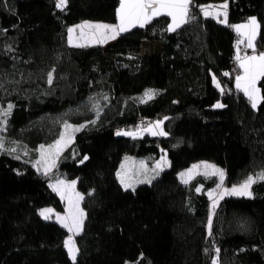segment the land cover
<instances>
[{
  "label": "trees",
  "instance_id": "trees-1",
  "mask_svg": "<svg viewBox=\"0 0 264 264\" xmlns=\"http://www.w3.org/2000/svg\"><path fill=\"white\" fill-rule=\"evenodd\" d=\"M216 1H227V23L202 14L203 4ZM55 3L0 0V106L13 105L0 148V264H264V180L252 184L250 197L220 199L209 235L207 191L218 176L201 173L187 184L179 176L201 158L224 167L229 184L264 171V100L253 109L236 88L240 31L233 27L255 16V48L264 53V0H193L192 19L174 32L171 18L160 16L121 33L161 42L145 55L68 43L70 25L115 20L120 0H67L64 10ZM158 119L166 136L116 135ZM67 122L85 127L46 176L31 162L34 149L54 142ZM12 142L27 151H12ZM127 152H166L171 163L151 183L125 189L117 171ZM60 176L76 178L84 197L75 261L64 246L66 228L39 214L62 207L49 186Z\"/></svg>",
  "mask_w": 264,
  "mask_h": 264
},
{
  "label": "snow or ice",
  "instance_id": "snow-or-ice-1",
  "mask_svg": "<svg viewBox=\"0 0 264 264\" xmlns=\"http://www.w3.org/2000/svg\"><path fill=\"white\" fill-rule=\"evenodd\" d=\"M193 0H120V6L117 9V19L118 24L116 25H109V24H93L89 22H85L83 24L77 25L75 27L68 28V43L70 45L76 47H84L85 44L74 42L73 34L79 30V36L76 40H89L95 41L96 43H105L109 39H116V37L120 33H124L129 31L131 28L140 27L143 28L145 25L150 23L154 18L160 16H168L171 18V23H169L167 31L174 32L182 25L187 24L190 22L192 17L190 16V5L192 4ZM67 6V0H56L55 7L60 10H64ZM218 8L227 9L228 5L222 4L220 6H216ZM201 12L205 17L213 15V6H208L207 8L201 7ZM223 15L224 19L220 20L221 23H227V12L224 11L220 13L219 11L215 12L214 18L219 19V17ZM235 27L236 31L239 32L241 28H248L250 29V35L247 43L248 48H252L253 52L255 53L254 45H253V38L256 35V29L259 27L255 18H251L246 25H237ZM89 31H85V30ZM236 60L239 62V67L243 69L244 75L236 77V88L243 91L244 95L248 98L251 102V106L253 109H256L258 103L264 100V97L260 95V89L257 87V80L260 77H264V53H260L258 55H245L241 58L239 52H237ZM225 76L228 73H224ZM213 81L216 82V78L213 77ZM47 82L49 85L53 82V73L49 72L47 74ZM2 87V85H0ZM217 87L219 84L217 82ZM223 91V90H221ZM156 93L152 90H148L145 92L144 96L146 99H152ZM91 99V98H90ZM106 99V97H105ZM144 102V101H142ZM94 109L97 110V115H99L98 106L93 104ZM217 108L224 107L223 104L217 103L215 105ZM13 108L12 104H8L6 109H0V117H3L6 121L7 117L10 116L11 110ZM91 123H95V121H91ZM163 121H156L154 124L148 126L147 131H149L153 135H160L166 136L167 133L163 131L161 125ZM65 129H72L73 131H80L81 128L85 127V125H81L80 127L73 128L72 125L65 123ZM141 129L138 127L136 132L131 131H117L116 135H128L133 136L135 138L136 135L140 133ZM71 141V136H68L67 141L65 139V135L62 134L60 139L56 141L55 145L49 146V149L55 148L56 152L52 153L49 150V156L52 157L51 163H49V159L45 157V150L44 146L41 145V159L44 162V175H48V172L51 171V168L55 167L56 159L55 157L58 156L59 152L62 150L61 144L67 143ZM0 148H3V141H0ZM14 151V149H12ZM88 157L85 156L81 163L84 160H87ZM41 161H37L39 164ZM166 157H161L160 161H157L155 168L163 170V166L167 165ZM143 167V165H142ZM203 167L205 169V174H210L212 176H219L220 184L217 187H221L224 180V173L222 170L215 167V165L204 163L202 165H193L191 169H189L186 173H181L182 182L187 184L189 179L192 177L193 173ZM155 170V169H154ZM120 176V183L125 187V189L133 188L131 183L125 181L123 176L120 173L117 174ZM156 175H159V172H156ZM187 177V178H185ZM153 179L155 177H152ZM264 180V173H260L255 179L249 176L242 184L239 186H234L231 189H224L221 193L219 198L222 199L224 195H240V196H251L252 193L249 191L251 185L256 182V180ZM140 183H150V179H145L139 181ZM75 181L70 182L69 184L65 185L63 180H57L56 185H50L53 188V191L60 192L59 185H65L66 188L74 189ZM134 190V189H133ZM197 191H200L197 188ZM209 198L212 200V208L215 209L217 205V200L213 197V193H208ZM75 201L69 198V208L67 209L68 215L65 217L57 216L59 222H61V226L67 228L69 233H73L78 235L83 229V220H84V212L83 209L80 208V201L84 199V197L80 193H75ZM61 198L64 199L65 197L61 194ZM53 212L51 208H45L40 211V216H42L45 220L50 218V215ZM211 226H212V216L210 215L208 218V228H209V235H211ZM64 246L68 250L69 256L72 258L73 261L76 260V255L78 249L76 248L75 241L73 239V235H69L68 238L64 241ZM219 249H216V253H219ZM212 264H217V260H213Z\"/></svg>",
  "mask_w": 264,
  "mask_h": 264
},
{
  "label": "rangeland",
  "instance_id": "rangeland-1",
  "mask_svg": "<svg viewBox=\"0 0 264 264\" xmlns=\"http://www.w3.org/2000/svg\"><path fill=\"white\" fill-rule=\"evenodd\" d=\"M221 3H224V1L221 2ZM225 3L227 4L226 1H225ZM210 4H216V3H205L204 8H207L208 6H213V15H212L213 17L215 16V12L216 11H219L220 13H223L224 11H228V8L225 10V9L216 7V6H220L222 4H217L216 6L210 5ZM119 6H120V4H119ZM119 6L117 7V9L119 8ZM221 16H223V15L221 14ZM221 16L219 18H222ZM85 22H89V23H93V24L102 23V24L116 25V24H118V19L116 17L115 20H106V21H103V20H99V19H95L94 20V19L84 18V19H81L79 21H76L75 23H73L72 25H70L69 28L70 27H75V26L80 25V24H83ZM242 24H243V22H240L237 25H242ZM85 31L87 32L89 30L86 29ZM78 36H79V30H77V32L73 34L74 42H78V43H82V44H96L95 41H89L87 39H85V40H76V38ZM100 44L104 47V49L107 52H109L111 54L112 53L115 54V53H119V52H124V53H127L129 55L130 54L131 55H145V54H152V53H154V52H156V51H158V50L161 49V42L158 41V40H151L150 41V40L141 39V38L140 39H134V38H129L128 39V38L121 37V33L116 37V39H114V40L109 39L107 42L100 43ZM250 50H252L251 52H253V49L252 48ZM246 51L249 52L248 49H246ZM251 52H249V53H251ZM148 90H152L154 92V91H156V88L153 87V88L147 89V91ZM6 108L7 107H4L3 108V107L0 106V109H6ZM156 121H163V120L158 119V120H155V122ZM3 122H4V118L3 117H0V141H3V147H5L6 137L4 136V133L2 131V126H3L2 124H3ZM155 122H144L143 125L138 126L141 129V131L136 136H142V135H144V133L147 132V130H145V129H147L149 125L154 124ZM67 124L72 125L73 128L80 127L82 125L81 123L75 124V123H69V122H67ZM138 127L123 128L122 130L123 131H126V132L127 131L136 132V130H137ZM161 128L163 129V124L161 125ZM163 131H164V129H163ZM75 132L76 131H73L72 129H67L66 130L65 127L63 128V130H62L61 133L65 135L66 141H67L68 136H71V141L70 142H67L66 144L65 143H62L61 144L62 150L59 152L58 156L55 157V159H56L55 167L51 168V171L48 172V176L53 175L55 173V170L57 168L56 166H57V163H58V161L60 159L61 154L74 141ZM61 135L54 142H52V143L40 144L39 146L35 147L34 151L37 152L36 153V156L37 157L35 158V160H32L31 161L32 164H33V166H34V168H38V169H40L44 173V170H45L44 169V162L41 159V149H40V146L41 145L44 146L45 157H47L49 159V163H51L52 157L49 156V150L52 153H55L56 152V149L55 148L49 149V146L55 145L56 141L60 139ZM12 145H13L12 146V149H20V151L23 154L27 151V149L25 148V146L24 147H21L18 144V142H12ZM161 157H166V160L168 162L167 165L163 166V170H164V169L168 168V166L171 163L170 160H169L168 153H166V152L163 153L160 157H156V158L152 157L151 155H145L144 157H139V156H136L135 154H133L131 152H127L123 156V159H122V161L120 163V166L118 168L117 174L120 173L121 176H123V178L125 179L126 182L131 183L133 185V188H128V189H136V187L139 186L140 184H147V183H140L139 181L145 180V179H150L151 182H152L153 180H155L157 178V176H159L161 174L160 173L161 170L155 168L157 161H160L161 160ZM37 161H41V162L39 164H37ZM204 163L211 164V165H215L216 168L222 170L223 173H224V180H223V184L221 185V187L218 188L217 185H216L215 187H213V189H210V190L207 191V193H209V192L213 193V197L217 201L220 200V198H219L220 193L224 189H231L234 186H239L249 176H251V177H253L255 179L260 173H264V171H259L256 174L249 175L242 182H235L234 184H229L226 181V170H224V167L220 166L219 164H217L213 160L211 161V160H208L206 158H201L199 160H196V161L192 162L189 167H186V168L180 170L179 171V176H180L181 173H186L189 169L192 168L193 165H202ZM142 165H143V167H142ZM156 172H159V175H156ZM201 173L205 174V169H203V167L197 169L193 173V175L189 179V181L194 176H196L198 174H201ZM205 175L208 176V177L209 176H212L210 174H205ZM152 177H155V178L153 179ZM180 178H181V176H180ZM185 178H187V177H185ZM218 178H219V176H218ZM57 180H63L65 182V185L69 184L72 181H75V182L77 181L76 178H68L66 176H60V177H58V179H54V180L52 179V180H50L49 181V186L50 185H56ZM119 180H120V176H119ZM257 180H259V179H257ZM218 182H219L218 184H220V179H219ZM65 185H59L58 186L60 188V192L59 193L55 191L56 194H57V196L59 197V199L62 201V207L60 209H57V208H55L53 206H50V205L41 208V210L42 209H45V208H51L53 210V212L51 214H49V215H50V217H52L53 219H55L57 222H59L58 219H57V216H59V217H65V216L68 215L67 209L69 208V203H68L69 198H71L73 201H75V199H76L75 193H77V192L80 193L83 196V193L80 192L78 190V188H76V183H75L74 189L66 188ZM249 191L253 195V191L251 190V187H250ZM61 194H63V196L65 197L64 199L61 198ZM224 196H230V195H224ZM233 196H235V195H233ZM210 204L211 205H210V213H209V216L210 215L213 216L212 214L214 212V209L212 208V200L211 199H210ZM80 208L83 209V212L85 214L86 211L83 208V200L80 201ZM83 223H84V221H83ZM59 224H61V222H59ZM66 230H67V228H66ZM67 232H68V230H67ZM69 235H73V239L75 241L76 248L78 249V246H77V243H76V240H75L76 235L73 234V233H69L68 232V235H67L66 239L68 238Z\"/></svg>",
  "mask_w": 264,
  "mask_h": 264
},
{
  "label": "crops",
  "instance_id": "crops-1",
  "mask_svg": "<svg viewBox=\"0 0 264 264\" xmlns=\"http://www.w3.org/2000/svg\"><path fill=\"white\" fill-rule=\"evenodd\" d=\"M221 2H223V1H216V2H208V3H216V4H210V5H214V6H216L217 4H225V1H224V3H221ZM227 2V1H226ZM204 5L205 4H203L202 5V7H204ZM228 8V7H227ZM227 12V11H226ZM211 17H213V16H211ZM222 18H219L218 20H223L224 19V17L223 16H221ZM251 18H255L256 19V21H257V24L259 25V22H258V20H257V18L255 17V16H251L250 17V19ZM227 19H228V17H227ZM249 19V20H250ZM249 20H247V21H245V22H243V24L242 25H246L247 23H248V21ZM237 25V24H236ZM235 25V26H236ZM259 29H260V25H259V27L256 29V35H255V37L253 38V40H252V42H253V45H254V49H255V53L254 52H251V53H249V52H247L246 51V49H251V48H248L247 47V43H248V39H249V35H250V29H248V28H241V30H240V38H239V41H238V44H237V48H238V52H239V54H240V56H241V58H243L245 55H253V54H256V55H258V54H260V53H263V52H258L257 50H256V48H255V40H256V36H257V34H258V32H259ZM239 63V62H238ZM240 70H241V73L240 74H238L237 76H242V75H244V71H243V69L242 68H240ZM236 76V77H237ZM261 78V77H260ZM259 78V79H260ZM259 79L257 80V87L259 88ZM235 82H236V79H235ZM260 95H261V91H260Z\"/></svg>",
  "mask_w": 264,
  "mask_h": 264
},
{
  "label": "built area",
  "instance_id": "built-area-1",
  "mask_svg": "<svg viewBox=\"0 0 264 264\" xmlns=\"http://www.w3.org/2000/svg\"><path fill=\"white\" fill-rule=\"evenodd\" d=\"M249 52H251L252 50L248 49Z\"/></svg>",
  "mask_w": 264,
  "mask_h": 264
}]
</instances>
